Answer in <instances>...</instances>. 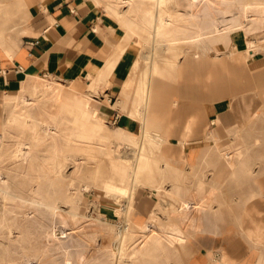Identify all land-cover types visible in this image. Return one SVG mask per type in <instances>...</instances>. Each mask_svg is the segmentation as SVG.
<instances>
[{"label": "bare ground", "instance_id": "1", "mask_svg": "<svg viewBox=\"0 0 264 264\" xmlns=\"http://www.w3.org/2000/svg\"><path fill=\"white\" fill-rule=\"evenodd\" d=\"M15 1L22 5V0ZM82 3L99 9L101 21L120 29L121 43L100 73L88 71L86 80L78 75L61 80L32 73L23 66L22 70H16V86L5 82L0 90V204L3 205L0 229L7 232L0 237V264L168 263L169 258L162 260L167 251L177 252L180 246H190L201 231L222 225L218 219L223 218L227 203L224 206L225 200H216L223 191L219 174H212L208 180L197 168L186 169L183 151L179 157L183 166L176 167L164 149L169 142L148 128L138 135L110 125L100 110L101 97L106 96L101 90L109 83L116 60L130 44L137 48L138 58L122 96L127 101L135 90L136 106L143 110L151 101V76L163 72V65L172 71L183 55L218 56L229 52L232 58L250 59L259 49L264 50V0H82ZM7 8L2 5L1 10L6 13L0 18V43L6 44L16 42L10 30L16 29L17 37L30 33L25 26L26 16L15 19L12 8ZM233 9L238 13L236 23L220 17L228 16ZM236 40L246 44L238 54L232 44ZM139 64L140 71L135 75ZM131 114L144 118L139 108ZM240 127L235 128L237 135ZM123 146L133 152L130 158L121 154ZM240 151L237 148L236 152L221 153L232 169L234 154L238 159L246 155ZM69 162L74 170L66 174ZM88 164H95V180L103 164H108L105 169L115 177L113 184L102 179L81 184L82 189L100 194L92 203L94 213L92 209H83L82 189L75 184ZM65 178H68L66 188L57 192L55 180ZM194 180L196 183L192 185ZM144 191L156 199L150 208L139 203ZM55 195L58 197L52 198ZM168 197L173 202L167 215L161 216L162 200ZM110 212L118 217V223L108 219ZM104 241L113 243L105 247Z\"/></svg>", "mask_w": 264, "mask_h": 264}, {"label": "crops", "instance_id": "2", "mask_svg": "<svg viewBox=\"0 0 264 264\" xmlns=\"http://www.w3.org/2000/svg\"><path fill=\"white\" fill-rule=\"evenodd\" d=\"M24 11L25 26L30 33L17 37L19 39L16 38L14 43H0V85L10 82L16 86L18 66L61 80L74 75L86 80L88 71L100 73L105 61L121 43L119 29L109 26L107 34L103 26L106 22L99 18L102 12L86 7L81 0H44V3L43 0H29ZM232 44L236 46V54L246 48L243 40ZM228 53L183 55L172 71L162 64L165 67L161 66L163 72L151 76L152 97L150 105L143 110V107L136 106L135 90L127 101L122 96L125 82L138 58L137 48L130 44L116 60L109 74V83L101 90L106 96L101 97L100 110L112 126L138 135L148 128L169 142L164 149L176 167L183 166L179 159L183 151L187 158L186 169H198L208 180L212 174H219L218 182L223 190L221 198L225 200L224 206L227 203L223 218L218 219L222 225L201 231L192 239L188 264H264V151H254L259 146L257 143L254 147V141H264V50L259 49L250 59L232 58ZM138 108L143 112V119L131 114ZM247 123L243 130V124ZM238 126L241 129L237 135L235 128ZM210 136L214 138L211 140ZM237 148L246 155L238 159L240 157L234 154L232 169L221 153L236 152ZM195 183L196 180L192 181V185ZM143 198L147 200L143 204L148 208L156 201L148 191L143 192Z\"/></svg>", "mask_w": 264, "mask_h": 264}, {"label": "rangeland", "instance_id": "3", "mask_svg": "<svg viewBox=\"0 0 264 264\" xmlns=\"http://www.w3.org/2000/svg\"><path fill=\"white\" fill-rule=\"evenodd\" d=\"M243 1H245V0H243ZM246 1L255 2L256 0H246ZM81 2H82V0H81ZM20 3L22 4L21 6L18 5L15 0H0V6L1 7H2V5L5 6V7L8 6L7 9H9V10H10V8H12L11 11H13L15 13V19H20L21 17L26 16L24 9L27 6V4L29 3V0H22V2H20ZM1 7H0V14H1L0 18H2V16L6 13L3 10H1ZM12 15H14V14H11V16ZM230 15H232V16H230ZM237 16H238L237 10L233 9L231 14H229L228 16H220V17L221 18H226L227 17V19H228V21L230 23H236ZM1 20L2 19H0V21ZM103 26L106 27L107 34H109L110 27H109L108 22L103 24ZM102 30L104 31L105 29L103 28ZM10 32L13 33L12 34L13 37L17 38L18 31L16 29L10 30ZM119 34H120V29H119ZM139 61L141 63L142 62V58H140ZM141 64L138 65L139 68H138L137 73H139V71H140ZM3 84L4 83H2L0 85V90L3 89V87H4ZM247 125H248V123L245 124V125L243 124V126H244L243 130H244V128L247 127ZM252 128H253V126H252ZM254 128H256V126H254ZM256 141L259 144V146H257V148L254 151H260V150L264 151V141H260L258 139ZM254 147H255V143H254ZM124 149H126V150H124ZM130 152H132L131 149L127 148L126 146L122 147L121 154L124 157L130 158L133 155V152L132 153H130ZM255 153H258V152H255ZM255 153H254V156H256ZM260 153H262V152H260ZM105 167L108 169V164H103L100 167V173L98 175V179L95 180V176H96L95 172H94L95 171V164H88L86 166L85 171L83 172L82 176L80 177V179H78L77 182L75 183L76 186L78 187V189H82L81 188V184L83 182H93V181H97V180H101V179H102V181H105L107 183L113 184L115 182V177L113 176L112 172L107 171V169H105ZM73 170H74V166L69 162L68 165H67V168H66V174L71 173ZM67 182H68V178H65L64 180L57 179V180H55L53 186H54V188L56 189L57 192H62L66 188ZM46 185H47V182L45 181L42 184V188L44 190L46 189ZM81 192H82V194H81L82 195V200L81 201H82L83 209H86L87 211H90V209H92L91 213H94L93 212V208H92L93 207L92 203H93L94 200H96L98 198V196L100 194L99 193H94L92 191V189H87V190L86 189H82ZM56 197H58V195L52 196V198H56ZM221 199L222 198H221V193H220V196H217L216 200H221ZM58 200H61V199H58ZM143 201H144V198L142 197L140 199L139 203L141 204V203H143ZM145 201H147V200L145 199ZM162 202L163 203H162L161 209H159V214L161 216H165L168 213L167 209L170 207L169 204L173 202V199L170 198V197L164 198L162 200ZM2 206L3 205L0 204V218L2 217V208H1ZM62 206L64 208H67V204H65V203H62ZM108 219L110 221H112V222H117L118 223V217L113 215V214H109L108 215ZM6 233L7 232L5 231V229L4 230L0 229V237L5 235ZM97 239H100V237L97 236ZM42 240H43V238H42ZM108 241L107 242L104 241L105 247H108V246L111 245V243H113V242H108ZM104 249H106V248H104ZM166 253L167 254H164V256H163L164 259H162V260H165V259H168V258L169 259H168V263L166 262L164 264H188L189 257H190V254H191V250H190V246H180V248H179V250L177 252L176 251L175 252H172V251L168 252L167 251Z\"/></svg>", "mask_w": 264, "mask_h": 264}, {"label": "built area", "instance_id": "4", "mask_svg": "<svg viewBox=\"0 0 264 264\" xmlns=\"http://www.w3.org/2000/svg\"><path fill=\"white\" fill-rule=\"evenodd\" d=\"M22 69H23L22 66H18V67L16 68V70H22Z\"/></svg>", "mask_w": 264, "mask_h": 264}]
</instances>
